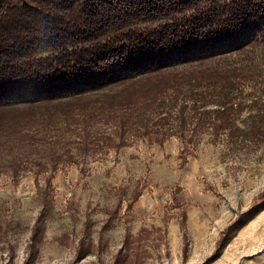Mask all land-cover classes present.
I'll list each match as a JSON object with an SVG mask.
<instances>
[{
    "label": "rangeland",
    "instance_id": "374dc122",
    "mask_svg": "<svg viewBox=\"0 0 264 264\" xmlns=\"http://www.w3.org/2000/svg\"><path fill=\"white\" fill-rule=\"evenodd\" d=\"M216 59L206 72L226 77L235 123L264 115V43ZM168 102L176 127L153 115L144 136L98 113L1 138L0 264H264V140L198 127L217 108L201 102L182 131ZM57 141L58 156L40 151Z\"/></svg>",
    "mask_w": 264,
    "mask_h": 264
},
{
    "label": "trees",
    "instance_id": "16d2710c",
    "mask_svg": "<svg viewBox=\"0 0 264 264\" xmlns=\"http://www.w3.org/2000/svg\"><path fill=\"white\" fill-rule=\"evenodd\" d=\"M263 43L264 0H0V139L22 140L56 114L69 122L98 113L144 136L151 116L174 119L168 99L182 102L179 120L190 102L206 103L217 108L200 111L208 121L198 127L263 141L264 115L238 126L242 107L224 95L226 77L206 72L216 57ZM204 87L221 90L218 99L204 98ZM58 143L40 151L56 157Z\"/></svg>",
    "mask_w": 264,
    "mask_h": 264
}]
</instances>
